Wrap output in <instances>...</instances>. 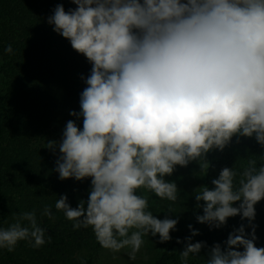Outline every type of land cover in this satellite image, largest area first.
Segmentation results:
<instances>
[{
  "label": "clouds",
  "instance_id": "1",
  "mask_svg": "<svg viewBox=\"0 0 264 264\" xmlns=\"http://www.w3.org/2000/svg\"><path fill=\"white\" fill-rule=\"evenodd\" d=\"M71 2L75 10L57 5L47 23L92 68L81 111L69 113L83 117L82 130L67 122L55 171L61 180L91 178V191L86 206L81 200L72 208L62 195L55 209L74 230L91 228L103 249H130L127 255L135 261L144 237L158 234L159 242H168L178 223L157 219L138 189L177 202L176 184L164 179L175 166L222 151L237 134L254 136L264 147V0ZM4 52L12 54V45ZM45 147L54 150L57 144ZM212 184L195 195L197 207L204 202L197 222L219 229L239 215L251 232L241 225L223 250L214 244L206 264H264L252 224L254 205L264 199V165L249 160L239 173L224 168ZM41 215L55 219L51 206ZM189 230L181 264L206 247L193 243L199 232L191 225ZM21 241L33 247L51 242L36 210L0 228V249L11 252Z\"/></svg>",
  "mask_w": 264,
  "mask_h": 264
},
{
  "label": "trees",
  "instance_id": "2",
  "mask_svg": "<svg viewBox=\"0 0 264 264\" xmlns=\"http://www.w3.org/2000/svg\"><path fill=\"white\" fill-rule=\"evenodd\" d=\"M57 5H63L65 12L76 8L71 0H0V228L14 223L19 214L36 210L41 227L51 237V242L40 247L21 241L11 252L0 249V264H81L82 260L93 264L102 248L91 228L74 230L73 222L55 209L62 195L72 208L81 200L86 206L91 191V178L61 180L55 171L67 122L73 121L82 130L83 117L77 119L69 113L81 111L80 95L92 68L86 57L47 23ZM9 44L12 54L4 52ZM49 141L56 142L54 150L45 147ZM205 159L208 167L203 187L211 190L212 180L224 168L239 173L249 160H255L258 168L264 165V147L254 136L237 134L222 151L213 149ZM183 170L175 166L171 180L182 177ZM197 204L189 225L199 235L192 237V242H204L206 247L190 256L188 264H206L212 246L220 244L223 250L228 235L241 225L246 234L251 232L248 221L239 215L210 230L207 224L197 222L204 202ZM45 206H51L55 219L41 215ZM254 209L255 246L264 248V199ZM189 225L149 264H181L179 254L185 238L191 236ZM177 239L181 243H176Z\"/></svg>",
  "mask_w": 264,
  "mask_h": 264
},
{
  "label": "rangeland",
  "instance_id": "3",
  "mask_svg": "<svg viewBox=\"0 0 264 264\" xmlns=\"http://www.w3.org/2000/svg\"><path fill=\"white\" fill-rule=\"evenodd\" d=\"M202 163H206L205 156L203 160H193L187 166H184L182 177L165 176L166 182H174L178 189L177 202H171L166 199H160L153 193L141 188L137 190L138 195L147 196L149 199V210L153 215L160 220L165 218L178 219L175 231H170L171 239L168 242H159V235L153 237L149 234L144 237V245L136 254V260L129 259L127 253L130 249H123L118 253H113L110 250L101 248L95 255L93 264H149L152 262L158 253L168 245L179 233L185 229L191 220L192 214L196 207L197 201L195 195L203 187L204 172ZM171 210L172 212H170ZM146 257V258H145Z\"/></svg>",
  "mask_w": 264,
  "mask_h": 264
}]
</instances>
